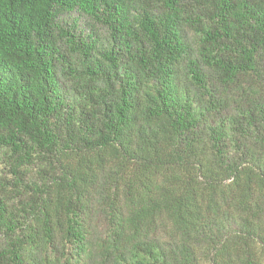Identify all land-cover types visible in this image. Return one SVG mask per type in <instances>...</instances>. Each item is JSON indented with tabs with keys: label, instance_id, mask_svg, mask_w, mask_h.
<instances>
[{
	"label": "trees",
	"instance_id": "1",
	"mask_svg": "<svg viewBox=\"0 0 264 264\" xmlns=\"http://www.w3.org/2000/svg\"><path fill=\"white\" fill-rule=\"evenodd\" d=\"M0 151V264H264V0H0Z\"/></svg>",
	"mask_w": 264,
	"mask_h": 264
},
{
	"label": "rangeland",
	"instance_id": "2",
	"mask_svg": "<svg viewBox=\"0 0 264 264\" xmlns=\"http://www.w3.org/2000/svg\"><path fill=\"white\" fill-rule=\"evenodd\" d=\"M64 22L66 23V27L68 31L70 33H73L75 36L80 35L82 38L89 33V27L87 25L89 23L88 20L77 13H72L69 16H66L64 18ZM7 165L8 164L5 162L4 155L0 151V177L1 178L5 177L6 179H9V177H11L9 174Z\"/></svg>",
	"mask_w": 264,
	"mask_h": 264
}]
</instances>
